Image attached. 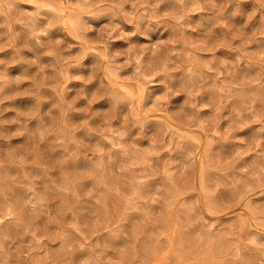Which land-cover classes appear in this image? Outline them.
Returning <instances> with one entry per match:
<instances>
[{
  "label": "rangeland",
  "instance_id": "1",
  "mask_svg": "<svg viewBox=\"0 0 264 264\" xmlns=\"http://www.w3.org/2000/svg\"><path fill=\"white\" fill-rule=\"evenodd\" d=\"M0 202V264H264V0H0Z\"/></svg>",
  "mask_w": 264,
  "mask_h": 264
},
{
  "label": "bare ground",
  "instance_id": "2",
  "mask_svg": "<svg viewBox=\"0 0 264 264\" xmlns=\"http://www.w3.org/2000/svg\"><path fill=\"white\" fill-rule=\"evenodd\" d=\"M68 20V19H67ZM70 26V25H69ZM71 26H73V25H71ZM76 27V26H75ZM75 29V28H74ZM131 89V88H130ZM125 91V90H124ZM132 94H134V93H132ZM131 94V95H132ZM133 96H135V95H133ZM121 97V96H120ZM205 166V165H204ZM202 168V167H201ZM204 171V170H203ZM201 177V176H200ZM203 185V184H202ZM202 188H203V186H202ZM7 197V196H6ZM62 198V197H61ZM8 200V199H7ZM64 200V199H63ZM65 201V200H64ZM9 202V201H8ZM1 203V202H0ZM6 203V202H5ZM5 203H3L4 205H5ZM15 206H17V205H15ZM19 207V206H18ZM20 208V207H19ZM18 208V209H19ZM23 215V214H22ZM21 216V215H20ZM23 218H24V216H23ZM110 240V239H109ZM104 241H106V240H104ZM103 241V242H104ZM108 243V242H107ZM109 243H111V240H110V242ZM115 243V242H114ZM113 245V244H112ZM109 246V245H108ZM164 246V245H163ZM174 247V246H173ZM162 248V247H161ZM167 248V247H166ZM157 251V250H156ZM215 251V250H214ZM216 251H218V249L216 250ZM170 252V251H169ZM217 253V252H216ZM171 255V254H170ZM214 255H216V254H214ZM154 256V255H153ZM173 256V255H172ZM176 256V255H175ZM215 257V256H214ZM180 258H181V256H180ZM148 259V258H147ZM181 262V261H180ZM209 263V262H208ZM179 264V263H178ZM212 264V263H211Z\"/></svg>",
  "mask_w": 264,
  "mask_h": 264
}]
</instances>
